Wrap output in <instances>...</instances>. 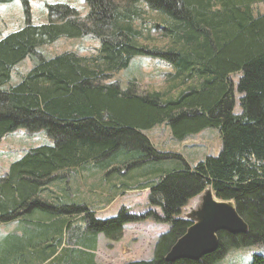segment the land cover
<instances>
[{
	"label": "trees",
	"instance_id": "1",
	"mask_svg": "<svg viewBox=\"0 0 264 264\" xmlns=\"http://www.w3.org/2000/svg\"><path fill=\"white\" fill-rule=\"evenodd\" d=\"M30 1L21 0L25 24L0 38V142L25 129L45 132L51 143L27 149L0 177V224L20 223L0 241V264H97L99 234L118 241L125 225L146 220L169 230L153 259L125 264H217L232 248L264 244V13L254 9L264 0H85L84 15L58 2L47 6L45 23L33 21ZM64 36L99 45L89 55L40 51ZM138 55L169 64L162 88L141 90L135 81L123 87L113 79ZM30 56L34 66L11 83L14 68ZM161 123L179 141L213 129L222 149L192 168L144 133ZM169 160L171 167H160ZM86 163L116 175L158 164L143 187L160 214L123 207L99 219L88 204L47 197L55 180ZM209 185L218 198L234 200L248 232L219 231L216 251L166 260L191 225L182 217L186 207ZM251 264H264V255Z\"/></svg>",
	"mask_w": 264,
	"mask_h": 264
},
{
	"label": "rangeland",
	"instance_id": "2",
	"mask_svg": "<svg viewBox=\"0 0 264 264\" xmlns=\"http://www.w3.org/2000/svg\"><path fill=\"white\" fill-rule=\"evenodd\" d=\"M58 2H67L77 7L81 14L86 13L85 0H31L33 21L35 23L47 22L49 19L47 6ZM254 9L256 13H264V1L256 3ZM25 20L26 13L21 0L1 3L0 38L21 28L25 24ZM152 34L157 38L158 43H162L160 31L155 30ZM98 45L99 43L94 39L64 36L56 42L42 47L40 51H43L47 56L65 51H77L81 55H89L98 48ZM34 64L35 58L27 57L16 67L15 79H21V76L23 77ZM170 69L169 64L160 57L138 55L133 58L128 68L116 72L113 79L119 81L123 87L128 86L129 82L135 81L141 90L159 89L163 87L165 75ZM240 77L241 73L232 74L235 84ZM235 96V112L240 113V94L237 89ZM22 131L27 130L18 129L7 136L5 135L0 142V177L8 170L14 158L19 157L30 147L44 143L42 136L23 135L20 133ZM145 132L158 150L180 154L192 168L206 156L217 155L222 149V140L213 129L190 135L182 141L172 137L171 129L167 123L156 125ZM45 136V139L50 140L47 134ZM170 161L172 160L159 163L160 167H171L174 162ZM157 165L152 164L116 175L112 172L113 169L104 172L99 170L94 163H86L68 172L65 171L68 175L66 174L63 179L55 180L46 195L47 197H66L67 201L88 204L90 207H94L93 214L99 219L115 217L123 207L132 213L153 210L160 214V209L149 205L150 188L143 187L146 182L154 180V177L158 175L154 172L156 168L160 169ZM19 226L20 223L17 221L0 224V241ZM169 227V224L152 220L132 222L125 225L123 237L118 241L108 240L101 233L97 239L95 261L97 264H125L130 261L151 260L154 257L158 238L167 232ZM62 243L66 246L62 250L68 251L69 243L64 241ZM256 254L264 255V244L232 248L217 264H251ZM52 262L48 261L46 264H52Z\"/></svg>",
	"mask_w": 264,
	"mask_h": 264
},
{
	"label": "water",
	"instance_id": "3",
	"mask_svg": "<svg viewBox=\"0 0 264 264\" xmlns=\"http://www.w3.org/2000/svg\"><path fill=\"white\" fill-rule=\"evenodd\" d=\"M182 217L191 225L167 253L165 258L168 261L200 259L216 251L220 242L219 231L246 233L249 230L234 200L218 198L211 185L190 201Z\"/></svg>",
	"mask_w": 264,
	"mask_h": 264
},
{
	"label": "crops",
	"instance_id": "4",
	"mask_svg": "<svg viewBox=\"0 0 264 264\" xmlns=\"http://www.w3.org/2000/svg\"><path fill=\"white\" fill-rule=\"evenodd\" d=\"M21 64V63H20ZM20 64H18V65H20ZM17 65V66H18ZM16 66V67H17ZM16 67L14 68V71H15V69H16ZM14 71H13V75H12V83L13 84H15V83H17V82H19L20 81V79H15V77H14ZM20 133H22L23 135H27V134H30V135H40V136H42V138H44V143L43 144H41V145H44V144H49V143H51V140H47V138L45 139V133L44 132H42V131H40V132H36V133H29L28 131H22V132H20ZM146 133V132H145ZM11 134V133H10ZM9 135V134H8ZM7 136V135H6ZM36 146H40V145H36ZM31 148V147H30ZM25 152V151H24ZM24 152L19 156V157H16V159H19L23 154H24ZM15 158L12 160V162L14 161V160H16ZM11 164V163H10ZM102 171V170H101ZM63 247H66L64 244H62V246L60 247V248H63ZM58 252H60V250H58L57 251V253ZM51 258H53V257H51ZM60 258V257H59ZM48 260H50V259H48ZM52 260H54V259H52Z\"/></svg>",
	"mask_w": 264,
	"mask_h": 264
},
{
	"label": "bare ground",
	"instance_id": "5",
	"mask_svg": "<svg viewBox=\"0 0 264 264\" xmlns=\"http://www.w3.org/2000/svg\"><path fill=\"white\" fill-rule=\"evenodd\" d=\"M169 171V170H168ZM164 174V173H163ZM150 180V179H149ZM56 238V237H55ZM53 243V242H52ZM46 246V245H45ZM54 249V248H53ZM29 250V249H28ZM42 250V249H41ZM31 251V250H30ZM57 252V251H56Z\"/></svg>",
	"mask_w": 264,
	"mask_h": 264
}]
</instances>
